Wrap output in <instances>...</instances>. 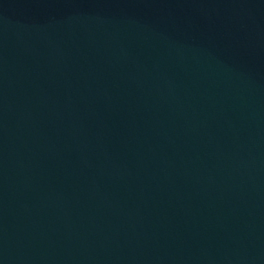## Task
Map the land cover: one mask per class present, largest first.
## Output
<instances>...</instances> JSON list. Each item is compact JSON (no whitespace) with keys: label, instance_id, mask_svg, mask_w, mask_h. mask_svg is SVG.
<instances>
[{"label":"water","instance_id":"water-1","mask_svg":"<svg viewBox=\"0 0 264 264\" xmlns=\"http://www.w3.org/2000/svg\"><path fill=\"white\" fill-rule=\"evenodd\" d=\"M0 264H264V0H0Z\"/></svg>","mask_w":264,"mask_h":264}]
</instances>
